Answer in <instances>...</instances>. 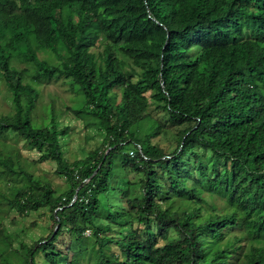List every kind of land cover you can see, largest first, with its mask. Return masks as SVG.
I'll use <instances>...</instances> for the list:
<instances>
[{
  "label": "trees",
  "instance_id": "16d2710c",
  "mask_svg": "<svg viewBox=\"0 0 264 264\" xmlns=\"http://www.w3.org/2000/svg\"><path fill=\"white\" fill-rule=\"evenodd\" d=\"M48 52L57 65L38 57ZM15 59L31 68H14ZM0 77L14 108L0 116V137L18 136L40 162H54L69 186L55 196L17 172L30 189H17L9 208L48 207L58 228L25 248L26 264H37L39 253L40 264H69L58 238L67 231L79 241L87 229L96 264H234L240 237L219 243L238 225V210L243 233L264 236V0H0ZM56 80L81 98L74 116L93 118L102 133L101 148L71 164L60 145L68 128L32 118L36 86ZM150 111L177 129L173 152L152 144L165 124L140 137ZM14 170L0 150V176ZM123 170L135 179H124ZM132 186L139 198L128 199ZM203 191L235 209L200 216ZM134 222L145 238L131 230ZM121 225L128 227L112 229ZM113 231L120 240L108 235ZM159 238L168 241L160 246ZM112 243L121 256L110 252ZM245 259L241 264H264V243Z\"/></svg>",
  "mask_w": 264,
  "mask_h": 264
},
{
  "label": "rangeland",
  "instance_id": "374dc122",
  "mask_svg": "<svg viewBox=\"0 0 264 264\" xmlns=\"http://www.w3.org/2000/svg\"><path fill=\"white\" fill-rule=\"evenodd\" d=\"M96 55L101 54L102 46L92 48ZM38 57L50 64L57 65L58 62L55 56L48 53H39ZM12 66L18 70L31 68L30 65L20 62L17 59L11 62ZM38 91V99L36 108L33 111V122L38 126H49L52 121L59 124V128H68L67 136L60 138L61 150L65 161L69 164L76 160L83 159L87 154L102 146V133L98 130L95 120L90 117L79 118L74 116L72 109H77L81 106V98L71 91L69 85L63 80H56L49 84L36 86ZM116 94L120 91L114 90ZM11 93L5 85V82L0 77V116H10L14 113L13 103L11 101ZM167 117L161 111H150L148 118L139 123L138 130L140 137L152 131L158 123L165 124L161 134L152 140V144L163 149L166 153H171L176 147L177 141L174 136L176 128H171L167 125ZM0 150L4 157L10 158L14 162L15 174H3L0 176V264H26L24 259L25 248L33 246L40 240H46L54 230H57L55 221L52 218L54 215L48 207H43L33 212L19 213L14 209L9 208L7 200H11L17 189H30V184L22 175H18L19 170H23L30 175L33 180L39 184L49 185L55 196H59L68 191V183L64 177L55 174L56 165L54 162L38 160L39 154L31 150L27 143L20 140L13 133H6L0 137ZM130 152V149L124 150L122 153ZM122 175L124 179H135L130 170L124 171ZM119 175L115 177L117 183ZM190 184V183H189ZM121 186V184L119 185ZM130 198H139L140 189L138 186L130 188ZM202 200L200 202L201 215L231 214L235 209L231 207L226 198L217 194H212L207 191L201 192ZM126 207V203L122 204ZM105 212L99 216L96 221L97 226L103 225ZM238 225L232 228H227L223 231V240L219 243L220 247L227 240H232L233 237H240V247L242 250L231 255L234 264H241L245 259V255L250 252L252 247H263L264 236L254 238L246 236L243 233L241 226L244 214L238 210ZM124 220V219H122ZM121 224V223H120ZM128 226L112 227L118 231L121 228ZM131 230L138 231L141 238H145V228L137 222L132 223ZM111 232L108 235L113 240H120L117 232ZM116 233V234H115ZM168 236L177 238V235L169 232ZM168 241L159 238V245H163ZM57 249L67 258L69 264H96L98 260V248L95 244V238L92 236V230L84 231L83 236L78 241L75 236L63 231L57 240ZM110 252H114L121 256L118 245L110 244ZM37 264L44 261V256L40 253L36 255Z\"/></svg>",
  "mask_w": 264,
  "mask_h": 264
}]
</instances>
